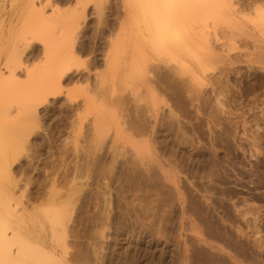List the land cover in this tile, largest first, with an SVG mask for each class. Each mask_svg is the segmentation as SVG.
<instances>
[{
  "label": "rangeland",
  "instance_id": "1",
  "mask_svg": "<svg viewBox=\"0 0 264 264\" xmlns=\"http://www.w3.org/2000/svg\"><path fill=\"white\" fill-rule=\"evenodd\" d=\"M146 4L0 0V64L34 50L31 68L48 60L75 74L0 83V114L4 100L20 111L2 183L19 230L59 264H264V0H153L169 7L166 43L153 40ZM39 80L54 95L30 114ZM140 116L157 139L122 125ZM126 159L156 176L149 188L121 189Z\"/></svg>",
  "mask_w": 264,
  "mask_h": 264
},
{
  "label": "bare ground",
  "instance_id": "2",
  "mask_svg": "<svg viewBox=\"0 0 264 264\" xmlns=\"http://www.w3.org/2000/svg\"><path fill=\"white\" fill-rule=\"evenodd\" d=\"M47 1L50 2V0ZM40 6L41 7L38 12L43 15V10L46 5L43 4L42 7V4H40ZM157 6L158 9L154 7L153 0H147V4L143 9L144 18L151 22V36L153 40L158 43H166L169 39L166 34V31L168 30L167 28H169L168 20H170V16L168 14L169 7L167 4H165L163 7L159 5ZM176 36L177 34H174V37ZM117 40L118 39L115 40V43L111 42L109 50L104 55L105 66L107 68L111 66L113 52L116 47ZM176 40L177 43L175 46H179L178 39ZM42 43L45 53L47 50L46 42L42 40ZM170 43L171 41H169L167 44ZM25 45L27 47L30 46L29 43ZM35 56L36 52L34 50L31 51L29 55H26L25 59H22L19 53L16 58L10 59V61L7 63L0 64V83H5V78L8 77L12 80V82L14 81L15 84H19L21 86L25 85L28 88H34V82L37 79H40V77L49 74L52 67L54 68L51 73H53L58 82L62 80L71 82L75 79V74L67 70L66 68L69 66H65L63 63L51 66L48 60H41V63L38 66L31 68L29 65H27V63L29 60L35 58ZM27 57L29 59H27ZM1 66H3V68L7 71L8 74L6 76ZM18 72H21L24 75L26 78L25 82L21 83L18 80ZM152 73V82L154 84L169 87V84L160 73L156 72L155 70H152ZM11 84L12 83H9V85ZM39 85H41L44 89V93L38 104L34 103L30 105V114L37 112L39 104L48 101V97L54 95L53 92H48L49 86L47 84L39 80ZM2 97L3 96H0V101L2 100ZM3 105L5 108L3 110V114H0V264H59L57 260L60 259H58L52 252L46 250L42 246L38 247L32 243H29L27 239L22 236L17 225L18 218L16 214L19 212V210L16 208L17 203L12 204L11 201L13 199L11 194L3 191V180L5 179L6 181L7 179H13V170L11 169L9 163L12 142L9 133L12 128H14L20 115L19 110H17L15 114L10 112L12 107L7 100L3 101ZM5 118H7V121ZM9 122H12L13 124H10ZM122 125L136 136H147L149 139H157V137L154 136V127H151L142 116H140L139 119L136 117H129V119L122 122ZM157 144L160 143L157 142ZM195 156V165L198 167V169H201L202 166L200 164V156L199 154H195ZM155 177L156 176L151 173L147 174L145 177H141L137 167L128 159L121 162L120 167L116 172L117 180H119L121 183L124 182V184L121 185V189L126 191L149 188L150 186L147 184L145 185L144 181H151V179H155ZM106 178L108 179V185H111L109 180H112L113 175L110 173L107 177H104V179ZM101 179L103 180V174ZM103 184L106 183L104 182ZM196 186H199V184ZM58 217L59 213L57 211H53L48 223L54 226L59 224Z\"/></svg>",
  "mask_w": 264,
  "mask_h": 264
}]
</instances>
